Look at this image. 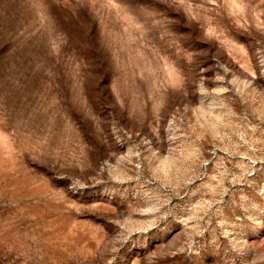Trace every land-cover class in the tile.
Wrapping results in <instances>:
<instances>
[{"label": "rangeland", "instance_id": "rangeland-1", "mask_svg": "<svg viewBox=\"0 0 264 264\" xmlns=\"http://www.w3.org/2000/svg\"><path fill=\"white\" fill-rule=\"evenodd\" d=\"M0 264H264V0H0Z\"/></svg>", "mask_w": 264, "mask_h": 264}]
</instances>
